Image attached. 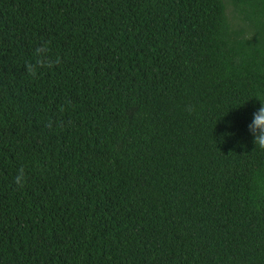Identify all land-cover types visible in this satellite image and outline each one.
Segmentation results:
<instances>
[{"label": "trees", "instance_id": "1", "mask_svg": "<svg viewBox=\"0 0 264 264\" xmlns=\"http://www.w3.org/2000/svg\"><path fill=\"white\" fill-rule=\"evenodd\" d=\"M227 1L0 0V264H264V0Z\"/></svg>", "mask_w": 264, "mask_h": 264}, {"label": "clouds", "instance_id": "2", "mask_svg": "<svg viewBox=\"0 0 264 264\" xmlns=\"http://www.w3.org/2000/svg\"><path fill=\"white\" fill-rule=\"evenodd\" d=\"M46 51V48H37L34 55L36 57V64L42 63V53ZM28 71L35 74L31 65L28 66ZM260 107L253 113V119L248 125L249 134L253 138L255 147H259L264 150V101H260ZM26 181L24 170L21 168L18 170L17 175L14 177V184L18 188H23Z\"/></svg>", "mask_w": 264, "mask_h": 264}, {"label": "rangeland", "instance_id": "3", "mask_svg": "<svg viewBox=\"0 0 264 264\" xmlns=\"http://www.w3.org/2000/svg\"><path fill=\"white\" fill-rule=\"evenodd\" d=\"M224 5H225V17L226 20L228 21L229 25H235L237 23V19L235 17V14L232 11V7L230 6V4L228 3L227 0H223Z\"/></svg>", "mask_w": 264, "mask_h": 264}]
</instances>
